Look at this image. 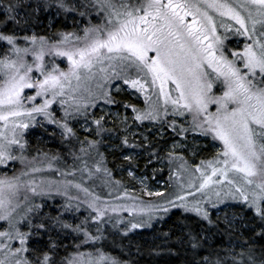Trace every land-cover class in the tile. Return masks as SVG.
Returning a JSON list of instances; mask_svg holds the SVG:
<instances>
[{"label": "snow or ice", "instance_id": "6c2138e0", "mask_svg": "<svg viewBox=\"0 0 264 264\" xmlns=\"http://www.w3.org/2000/svg\"><path fill=\"white\" fill-rule=\"evenodd\" d=\"M0 264H264V0H0Z\"/></svg>", "mask_w": 264, "mask_h": 264}]
</instances>
